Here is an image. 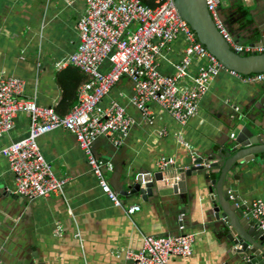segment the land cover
Segmentation results:
<instances>
[{
	"label": "crops",
	"instance_id": "1",
	"mask_svg": "<svg viewBox=\"0 0 264 264\" xmlns=\"http://www.w3.org/2000/svg\"><path fill=\"white\" fill-rule=\"evenodd\" d=\"M241 8L250 10L251 15L243 16L237 11ZM218 12L221 17L233 16L234 27L248 19L264 32V4L259 0L247 4L223 0ZM84 13V0L69 4L64 0H0V74L23 80L24 97L52 107L59 115L76 104L77 90L84 80L72 65L56 67L76 50V23ZM255 45L264 52V36ZM182 49L183 42L178 39L160 53L162 74L173 73ZM100 70L107 72L108 64L103 63ZM196 70L193 62L188 75L193 76ZM256 88H264V80L246 83L229 71H220L200 100L196 115L180 125L154 104L149 105V116L143 117L130 103L131 81L119 79L100 106L110 100L118 102L132 124L119 146L101 137L92 143L91 151L105 166H111L110 171L104 170V176L117 193L120 206H114L101 192L85 154L64 129L49 131L37 140L55 177L67 180L59 194L34 201L13 194L14 177L0 154L1 264H129L125 254L139 251L144 237L180 233L194 235L192 253L186 258L170 257L167 264H229V246L217 237L214 218L213 222L208 218L210 199L218 190H226L225 200L230 204L227 219L239 226L255 223L248 208L253 200L264 201V160L246 163L226 187L220 184L215 188L204 176L183 173L182 187L174 193L172 183L180 178L178 174L169 178L172 172L186 171L196 159L206 163L223 144L235 139L230 119L247 111ZM257 121L264 124L261 117ZM27 132V118L19 115L13 129L0 138V149ZM177 136L185 145L178 143ZM162 158H171L174 164L162 170L163 181L155 182L149 195L143 199L119 194L120 190L129 191V178L160 172L156 163ZM132 205L139 211L129 215L126 208Z\"/></svg>",
	"mask_w": 264,
	"mask_h": 264
},
{
	"label": "built area",
	"instance_id": "2",
	"mask_svg": "<svg viewBox=\"0 0 264 264\" xmlns=\"http://www.w3.org/2000/svg\"><path fill=\"white\" fill-rule=\"evenodd\" d=\"M67 4L71 0H64ZM223 0H204L206 9L220 35L230 49L242 55L263 52L259 46L241 45L233 41L222 23L218 7ZM251 3L253 0H242ZM264 4V0H259ZM85 13L77 23L76 50L56 64L58 69L69 65L77 67L87 79L77 91L76 104L64 115L52 107H43L35 99L24 97V81L0 74V138L14 127L19 115L27 118V135L11 141L0 149L9 171L14 177L13 194L29 201L59 194L66 179L56 178L51 166L37 145L38 137L54 129L72 134L85 154L90 172L101 192L114 206L121 201L110 188L105 166L91 151L97 138H107L119 146L132 124L125 108L110 100L101 107L102 99L121 77L132 83L131 105L143 117L150 114L151 104L165 111L175 122L185 125L193 118L200 100L208 93L211 80L220 71H229L246 83L264 80V72L242 76L224 69L217 59L200 44L188 24L179 16L172 0H154L147 6L140 0H84ZM183 42L182 55L170 75L162 74L158 66L160 53L173 41ZM197 64L196 73L188 75L191 64ZM103 63L107 72H101ZM186 82L184 85L182 83ZM238 109L235 108V111ZM233 138V135H231ZM178 143L185 145L180 136ZM171 158L159 159V170L172 166ZM139 211L137 205L126 208L131 215ZM248 213L257 228L264 231V201L253 200ZM182 230V227L179 228ZM194 235L180 233L166 236H146L137 252L125 254L129 264H167L170 257L186 258L192 253ZM1 264V262H0Z\"/></svg>",
	"mask_w": 264,
	"mask_h": 264
},
{
	"label": "water",
	"instance_id": "3",
	"mask_svg": "<svg viewBox=\"0 0 264 264\" xmlns=\"http://www.w3.org/2000/svg\"><path fill=\"white\" fill-rule=\"evenodd\" d=\"M179 16L188 24L194 32L197 41L202 44L209 53L226 69L233 72L249 75L264 72V52L254 55H242L233 52L216 29L204 0H172ZM251 15V11L241 8L237 10ZM220 14V13H219ZM223 17V16H222ZM221 17V19H222ZM232 17H223L222 23L235 43L241 45L257 46L264 36L262 30L254 26L248 19L243 25L237 27L231 25ZM261 117L264 121V88L254 90L253 99L247 111L234 114L230 119V127L236 132L233 141L223 144L219 151L209 157L206 163L202 159H196L186 171L182 169L172 172L170 180L176 174L180 181L172 183V190L182 187L184 175L204 176L207 182H211L215 188L220 184L227 186L234 180L235 173L243 170L246 163L253 160H264V124L257 121ZM218 158L219 160L215 161ZM206 164V168L204 167ZM140 174V173H139ZM129 178L127 190H120L119 194L125 197L149 195L155 182H162V171L154 174L144 173ZM210 176L215 179L210 180ZM169 180V182H170ZM135 181V182H134ZM176 182V183H175ZM143 185V187H142ZM215 192L211 197V210L208 212L210 222L213 218L214 231L217 237L229 246V264H264V231L257 228L256 223L248 222L239 226L229 217L230 204L225 199L228 193ZM117 194V193H116ZM212 216V217H211Z\"/></svg>",
	"mask_w": 264,
	"mask_h": 264
},
{
	"label": "trees",
	"instance_id": "4",
	"mask_svg": "<svg viewBox=\"0 0 264 264\" xmlns=\"http://www.w3.org/2000/svg\"><path fill=\"white\" fill-rule=\"evenodd\" d=\"M140 2L144 5H147V6H153L154 5V0H140Z\"/></svg>",
	"mask_w": 264,
	"mask_h": 264
},
{
	"label": "bare ground",
	"instance_id": "5",
	"mask_svg": "<svg viewBox=\"0 0 264 264\" xmlns=\"http://www.w3.org/2000/svg\"><path fill=\"white\" fill-rule=\"evenodd\" d=\"M237 44H238V43H237ZM220 65H221V64H220ZM101 66H102V65H101ZM221 66H222V65H221ZM222 67H223V66H222ZM76 68H77V67H76ZM223 68H224V67H223ZM77 69H78V68H77ZM224 69H226V68H224ZM78 70H79V69H78ZM226 70H228V69H226ZM79 71H80V70H79ZM196 71H197V70H196ZM80 72H81V71H80ZM81 73H82V72H81ZM82 75L84 76V80H83V82H84V81L87 79V77H86L83 73H82ZM241 75H242V74H241ZM242 76H244V75H242ZM121 78H124V77H121ZM121 78H120V79H121ZM83 82H82V83H83ZM82 83H81V84H82ZM24 86H25V83H24ZM80 86H81V85H80ZM80 86H79V87H80ZM78 89H79V88H78ZM77 91H78V90H77ZM106 96H107V95H106ZM106 96H105V97H106ZM105 97H104V98H105ZM104 98H103V99H104ZM103 99H102V100H103ZM101 102H102V101H101ZM54 111H55V110H54Z\"/></svg>",
	"mask_w": 264,
	"mask_h": 264
},
{
	"label": "rangeland",
	"instance_id": "6",
	"mask_svg": "<svg viewBox=\"0 0 264 264\" xmlns=\"http://www.w3.org/2000/svg\"><path fill=\"white\" fill-rule=\"evenodd\" d=\"M237 1H239V0H237Z\"/></svg>",
	"mask_w": 264,
	"mask_h": 264
}]
</instances>
